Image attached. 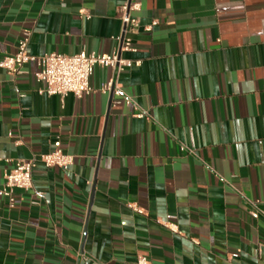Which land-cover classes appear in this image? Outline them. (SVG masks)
Listing matches in <instances>:
<instances>
[{
    "label": "crops",
    "instance_id": "obj_1",
    "mask_svg": "<svg viewBox=\"0 0 264 264\" xmlns=\"http://www.w3.org/2000/svg\"><path fill=\"white\" fill-rule=\"evenodd\" d=\"M125 1L0 0V58L26 29L31 55L111 53ZM131 1V65L96 66L89 94L0 68V186L57 140L73 156L0 195V264H264V0Z\"/></svg>",
    "mask_w": 264,
    "mask_h": 264
},
{
    "label": "built area",
    "instance_id": "obj_2",
    "mask_svg": "<svg viewBox=\"0 0 264 264\" xmlns=\"http://www.w3.org/2000/svg\"><path fill=\"white\" fill-rule=\"evenodd\" d=\"M138 8L139 3L131 0L125 1L118 7L122 29L120 35L115 37L118 42V48L111 53L80 51L72 55L61 53H47L40 56L31 55L27 51L30 31L26 29L23 37L17 41L15 53L0 58V68L14 75L19 74L25 64L33 63L37 68L34 72V78L41 84V88L38 90L39 93L61 97L72 94L80 98L84 94H89L93 91L89 85V78L96 66L109 67L116 72H120L131 65V61L122 58L120 52L134 51L128 34L135 33L139 28L138 19L132 15V12ZM99 90L103 93H111L116 97L115 102L122 100L125 104H134L132 99L124 96L120 88L114 85L111 80L103 83ZM133 116L147 118L148 114L146 111H137L133 113ZM53 146L52 150L41 153L37 159L12 161L11 165L4 170L0 195L7 199L10 207L14 205L15 189L24 191L33 189L32 170L37 160L43 163L45 167H59L61 169H67L73 163V156L62 151L59 140L55 141ZM37 194L40 195L41 193L38 192ZM250 203L255 208L250 211V215L253 218H257L260 211L256 208L255 203ZM127 206L134 212H141L135 204H127ZM163 224L174 230L173 225L169 222ZM134 264H148V261L145 257L138 256Z\"/></svg>",
    "mask_w": 264,
    "mask_h": 264
}]
</instances>
